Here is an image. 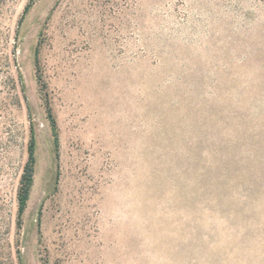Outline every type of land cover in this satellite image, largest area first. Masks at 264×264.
Segmentation results:
<instances>
[{
    "label": "rangeland",
    "instance_id": "obj_1",
    "mask_svg": "<svg viewBox=\"0 0 264 264\" xmlns=\"http://www.w3.org/2000/svg\"><path fill=\"white\" fill-rule=\"evenodd\" d=\"M0 264H264V0H0Z\"/></svg>",
    "mask_w": 264,
    "mask_h": 264
},
{
    "label": "trees",
    "instance_id": "obj_2",
    "mask_svg": "<svg viewBox=\"0 0 264 264\" xmlns=\"http://www.w3.org/2000/svg\"><path fill=\"white\" fill-rule=\"evenodd\" d=\"M54 146L57 152V138L54 139ZM34 166H35L34 142L32 140L29 149V159L23 169V174L21 176V181H20V188L18 192L17 200H18L19 215L23 214V212L26 209L27 201L29 199V193L31 187L33 186Z\"/></svg>",
    "mask_w": 264,
    "mask_h": 264
},
{
    "label": "water",
    "instance_id": "obj_3",
    "mask_svg": "<svg viewBox=\"0 0 264 264\" xmlns=\"http://www.w3.org/2000/svg\"><path fill=\"white\" fill-rule=\"evenodd\" d=\"M35 222H37V219H36V221Z\"/></svg>",
    "mask_w": 264,
    "mask_h": 264
}]
</instances>
